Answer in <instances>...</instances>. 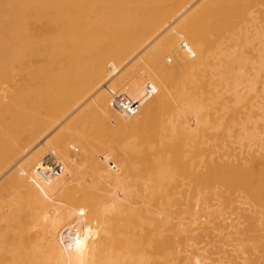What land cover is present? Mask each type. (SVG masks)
<instances>
[{"label":"bare ground","instance_id":"bare-ground-1","mask_svg":"<svg viewBox=\"0 0 264 264\" xmlns=\"http://www.w3.org/2000/svg\"><path fill=\"white\" fill-rule=\"evenodd\" d=\"M0 264H264V0H0Z\"/></svg>","mask_w":264,"mask_h":264},{"label":"rangeland","instance_id":"rangeland-1","mask_svg":"<svg viewBox=\"0 0 264 264\" xmlns=\"http://www.w3.org/2000/svg\"><path fill=\"white\" fill-rule=\"evenodd\" d=\"M46 155H48V153H47ZM46 155H45V156H46ZM257 161H258V160H257ZM258 162H259V161H258ZM257 168H259V166H258Z\"/></svg>","mask_w":264,"mask_h":264}]
</instances>
